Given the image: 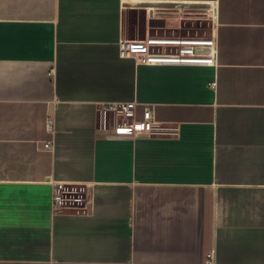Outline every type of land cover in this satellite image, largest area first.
I'll return each mask as SVG.
<instances>
[{
	"label": "crops",
	"instance_id": "1",
	"mask_svg": "<svg viewBox=\"0 0 264 264\" xmlns=\"http://www.w3.org/2000/svg\"><path fill=\"white\" fill-rule=\"evenodd\" d=\"M147 38L214 60L120 56ZM0 264H264V0H0Z\"/></svg>",
	"mask_w": 264,
	"mask_h": 264
},
{
	"label": "built area",
	"instance_id": "2",
	"mask_svg": "<svg viewBox=\"0 0 264 264\" xmlns=\"http://www.w3.org/2000/svg\"><path fill=\"white\" fill-rule=\"evenodd\" d=\"M157 39L147 38L144 40H121L119 42V54L121 57H131L139 64L147 65H188V64H210L214 60L215 49L212 40L204 41H177L175 51H162L159 49L162 43ZM172 42V41H167ZM197 45L207 48L208 54L201 57L197 53ZM212 86H216L213 82ZM136 102H115L103 104L100 113L103 120L121 124L115 128V133L120 135L138 136L140 134L150 135L156 124L152 105L143 107L142 119L136 120ZM53 118L48 119L49 131L53 132ZM52 141L44 144L45 149H51ZM51 197V208L53 211L62 209L65 200L62 196V186L57 184Z\"/></svg>",
	"mask_w": 264,
	"mask_h": 264
},
{
	"label": "water",
	"instance_id": "3",
	"mask_svg": "<svg viewBox=\"0 0 264 264\" xmlns=\"http://www.w3.org/2000/svg\"><path fill=\"white\" fill-rule=\"evenodd\" d=\"M128 6H133V7H144V8H181V7H186V8H198V7H205V5L201 4H183V3H130ZM103 134H107V131H103ZM145 137V134H140L138 137Z\"/></svg>",
	"mask_w": 264,
	"mask_h": 264
}]
</instances>
